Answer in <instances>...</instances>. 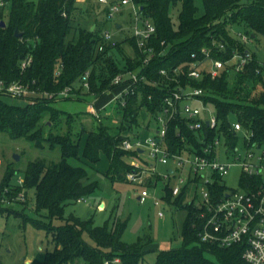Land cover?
<instances>
[{
    "label": "trees",
    "instance_id": "16d2710c",
    "mask_svg": "<svg viewBox=\"0 0 264 264\" xmlns=\"http://www.w3.org/2000/svg\"><path fill=\"white\" fill-rule=\"evenodd\" d=\"M1 1L6 6L0 11V19L7 26L0 27V79L30 84L35 81L32 88L40 95L29 98L26 106L8 104L1 99L5 95H0V133L5 132L13 139L25 138L37 148L58 147L61 153L56 163L47 164L41 159L30 162L24 176L23 188H34L35 211V216L25 218L24 223L30 222L37 229L45 230L54 243V249L44 254L43 264H75L78 259L86 264H104L115 258L120 259L118 264H144V257L152 251H156L154 264H243L242 247L220 248L200 242L199 211L192 204L184 203V195L175 200L178 208L188 209L181 230L183 246L167 251L147 249L150 238L125 243L122 237L127 220L111 216L103 225L96 226L93 218L81 219L74 214L65 218V209L68 204L91 196L98 188L96 181L87 182L85 167L70 164V159L82 158L94 165L104 155L109 161L105 176L113 182H128L126 175L133 166L125 158L139 153L121 148L123 141L129 139L124 133L140 126L143 110L149 117L146 127L149 128L151 122L156 124L169 90L176 87L167 76H177L182 84L202 88L206 94L203 100L216 110L223 126L230 125L229 118L234 114L245 128L253 131V142L264 146V64L250 48L258 35L264 38V0H202V14L195 0H180L177 25L171 16V8L177 0H136L144 16L156 26L149 43L154 55L148 64L143 62L145 56L134 37L117 41L114 47L105 44L104 50H99L104 30L100 17L107 16L108 12V7L100 11L99 1L86 7L78 0ZM237 26L245 27L248 42L238 38V33L242 32L231 33L230 29ZM16 30L21 33L20 37L15 36ZM214 43L223 44L224 49L212 48L211 55L230 60V64L214 79L208 74L199 80L189 79L191 65L203 60V48H211ZM28 56L33 61L22 71L20 63ZM245 57L247 62L243 69L236 72L238 62ZM163 70L167 71V76L161 74ZM87 71L90 74L87 94L101 103L104 98L112 97H107V92L113 94L120 88L112 85L118 74L135 72L146 80L133 94L125 96L124 104L118 101L109 115L96 119V130L88 134L81 147L85 129L82 127L81 133L74 135V117L54 107L57 100L45 95L57 94L69 87L71 93L77 95L83 90L82 78ZM258 87H262V92L257 95L254 92ZM116 121L119 125L114 127ZM49 122L52 126L47 131ZM64 123L68 128L62 132ZM184 135L195 143V137L185 127V120L179 116L169 123L165 144L177 151L183 146ZM13 176L10 170L1 180V198L6 187H13L8 193L10 196L16 197L22 191L19 185L11 184ZM160 179L150 177L145 185L151 187ZM165 190L166 199L171 202L169 185ZM217 190L221 192L223 188L217 186ZM0 208H3L0 211L10 210L1 204ZM43 212L47 214L45 219ZM55 219L66 222L54 226ZM85 233L94 245L84 240Z\"/></svg>",
    "mask_w": 264,
    "mask_h": 264
},
{
    "label": "built area",
    "instance_id": "2783aa9c",
    "mask_svg": "<svg viewBox=\"0 0 264 264\" xmlns=\"http://www.w3.org/2000/svg\"><path fill=\"white\" fill-rule=\"evenodd\" d=\"M98 1L108 7L109 20L124 9L133 12L135 22L132 37L145 56L143 62L148 64L154 55V48L149 43L156 33V26L149 17L144 16L141 5L136 0ZM5 6L6 3L0 0V11ZM238 38L243 42L249 41L248 37L241 33H238ZM101 39L100 51L104 50L105 44L114 47L117 43L114 35L108 30L101 33ZM216 47L219 48L218 51L224 49L223 44L215 43L211 48H203L204 59L191 65L187 74L189 79L199 80L204 74L214 79L226 69L230 60L224 61L211 55V49ZM32 61L31 56L26 57L21 61L20 69L26 70ZM246 62L247 57L242 58L235 71H241ZM161 74L168 75L165 70L161 71ZM89 75L87 71L82 78L83 90L87 92ZM167 79L175 82L176 87L169 90V95L164 100V109L156 120V132L144 143L137 135L135 138L124 140L121 145L125 151L146 154L149 160L148 168L132 162L133 169L127 173V181L142 188L138 196L141 204L153 198L154 204L160 207V200L152 194L151 188L145 187L147 178L162 176L165 180H171L176 169L179 173L175 182L169 185L170 193L174 199L192 194L191 199L184 203L192 204L199 211L200 242L220 248L240 246L243 248V264H264V146L253 142V131L245 128L239 121L223 126L216 110L203 100L206 94L202 88L193 87L189 83L182 84L177 76H167ZM145 80L144 76L135 72L118 74L112 85L124 87L123 90L100 107H96L94 103L89 105V114L101 120L102 115L108 114L106 108L109 105L118 101L124 104L125 96L133 94L135 88ZM32 85H35V81L30 84L21 80L7 82L0 79V95L26 99L40 95ZM109 93L107 92V95ZM45 96L58 100L68 99L75 94L71 93L69 87L60 93ZM179 116L185 120V127L195 137V143L190 142L184 135L181 138L182 148L172 151L165 144V139L169 123ZM157 164L168 166L169 169L161 174L156 171ZM234 170L240 173L238 189L228 186L226 181ZM15 185L22 187V191L14 200L1 201V204L24 201V180L18 178ZM217 186L223 190L218 191ZM10 189L6 187L5 192ZM82 201L84 199L79 200ZM158 215L163 218L164 212L159 211ZM119 262L120 259L115 258L111 263ZM111 263L105 261L104 264Z\"/></svg>",
    "mask_w": 264,
    "mask_h": 264
},
{
    "label": "rangeland",
    "instance_id": "374dc122",
    "mask_svg": "<svg viewBox=\"0 0 264 264\" xmlns=\"http://www.w3.org/2000/svg\"><path fill=\"white\" fill-rule=\"evenodd\" d=\"M31 1L37 2L39 0ZM97 1L98 0H83L80 2L83 7H86L88 6L87 4L93 2L97 3ZM195 3L199 8V14H202V0H195ZM106 8L107 6L102 5L100 11H105ZM180 9L181 2L177 0L176 5L171 8V16L175 25H177L178 22ZM101 16L104 21L103 29L110 31L114 35V40L122 42L126 38L132 37L135 18L130 9H124L123 12L115 15L111 20H109L105 14ZM118 24H121L122 29L117 28ZM88 26H90V24ZM230 30L231 33H238L240 31L243 34L246 31L244 26H237L234 27L233 30ZM250 48L255 52L258 60L264 64V38L258 35L257 41L251 43ZM128 50L129 52L131 51L129 48ZM77 87L80 89L79 84ZM257 90L262 92V87H258ZM257 90L254 94L258 95L260 92ZM86 92L87 91H85V93ZM93 98L95 99L92 95L85 101L64 100L58 105V108L67 114L71 113L74 117L75 121L72 126L74 135H77L82 127L85 129V135H83L81 139V147H83L88 134L96 130L98 126L95 117L87 114L85 111L87 104L93 102ZM1 99L8 104L16 106H26L29 103V99L26 98L1 96ZM107 100L108 98H104L102 103L97 102V100L93 103L102 105L107 102ZM115 105V103L109 105L108 110L110 109L109 111L112 112ZM103 116L104 115H102V117ZM46 120L47 118H45L44 121ZM141 120L142 124L140 123L139 127H134L132 131L124 134L130 139L138 135V138L144 143L149 136L156 132V125L151 122L149 128L146 127L149 117L145 113ZM229 121L231 123L237 122V116L234 114L231 115ZM113 124L114 127H116L119 125V121L113 122ZM47 125V131H49L52 124L49 122ZM67 128L68 125L64 123L61 131L65 132ZM53 130L56 132L57 129L54 127ZM81 155L82 154H80V157H82ZM15 156H18L19 160H16ZM38 159L44 160L47 164L59 162L61 159L60 149L58 147L54 149H50L49 147L37 148L31 141L25 138L13 139L5 132L0 133V182L10 170L14 173L11 184L15 185L18 178L24 180L28 164ZM125 159L131 166L132 162L145 168L149 166V160H147L146 154H138L132 157H126ZM69 162L74 166L85 167L88 173L87 182L96 181L98 183V188L91 196L85 198L84 201L68 204L65 209V218L69 217L71 214L81 219L93 218L94 224L99 226L103 225L105 221L112 216L121 221H128L127 229L122 237L125 243L132 244L139 238L145 240L150 238L151 243L147 249L167 251L179 249L183 246L181 230L187 220L188 209L185 206L178 208L175 203L176 199L174 198L171 199V202L167 201V191L165 190V186L172 185L175 182V178H177L179 173L176 169L171 180L160 179L156 186L153 185L151 187L145 185V187L151 188L152 194L160 200L161 206L158 207L154 204L153 198H149L145 204H141L138 201L137 198L142 190L140 186L125 181L113 182L107 178L105 176V168L108 167L106 156H102L101 161L94 165L87 164L82 158L70 159ZM167 168L168 167L165 165H156V171L159 173L167 171ZM239 177V171H232L230 176L226 179L228 186L238 189ZM8 188L13 187L11 186ZM25 191V198L24 201L21 202L22 204L0 203L2 207L10 208L9 211H0V262L3 264H42L44 254L54 249L52 238L47 235L45 230L37 229L30 222L24 223L25 218L35 216L33 198L34 188L28 189L25 187ZM8 193L9 192H5L4 189L2 198L0 196V202H6V200L8 201L9 199L14 200L16 198L13 194L10 196ZM191 195L192 194L184 197V202L189 201ZM98 206L99 209H97ZM159 211L164 212L163 218L159 217ZM15 213L17 214L15 215ZM42 215L43 219H45L47 214L43 212ZM65 222V219H55L53 220V225L60 226L65 224ZM83 238L89 244L94 245V242L86 233ZM155 259L156 251L149 252L144 257V264H154ZM75 264H86V262L83 259H78Z\"/></svg>",
    "mask_w": 264,
    "mask_h": 264
},
{
    "label": "crops",
    "instance_id": "0c3cea01",
    "mask_svg": "<svg viewBox=\"0 0 264 264\" xmlns=\"http://www.w3.org/2000/svg\"><path fill=\"white\" fill-rule=\"evenodd\" d=\"M78 1H83V0H78ZM103 6H105V5H103ZM103 18H102V16H101V18H100V20H102ZM117 28H119V29H122V26H121V24H118L117 25ZM104 31V30H103ZM123 88L124 87H120V88H118L117 90H115V93H120L122 90H123ZM115 93H109L108 95H107V97H111V96H114L115 95ZM92 96V95H91ZM90 95H88L87 94V92L85 93V91H81V92H79L77 95H75V96H73L70 100H74V101H85V100H87V98L88 97H91ZM80 99V100H79ZM94 99V98H93ZM110 99V98H109ZM65 99H62V100H57L53 105H54V107H56L57 109H59V110H61L60 108H58V105H59V103L61 102V101H64ZM96 100V98L93 100V102ZM92 102V103H93ZM92 103H90V104H87V106H86V108H85V111H86V113L87 114H89V112H88V109H89V105H91ZM101 105H97L96 104V107H100ZM107 109V112L106 113H108L107 115H109V113H111L109 110H108V107L106 108ZM63 111V110H62ZM144 113L146 114V112H145V110H143V115H144ZM71 114V113H70ZM89 115H91V114H89ZM143 115H142V117H143ZM147 115V114H146ZM141 124H142V120H141ZM104 156V155H103ZM108 160V159H107ZM108 167H109V161H108ZM108 167L107 168H105V173H106V171L108 170ZM166 167H168V166H166ZM169 168H167V170H168ZM166 171H162L161 172V174H164ZM161 179H164L162 176L160 177ZM157 185V182H155V186ZM138 199V198H137ZM139 201V200H138ZM101 206V205H100ZM102 207V206H101ZM97 209H99V206L97 207ZM43 260H44V256H43V259H42V264H43Z\"/></svg>",
    "mask_w": 264,
    "mask_h": 264
},
{
    "label": "water",
    "instance_id": "95a60500",
    "mask_svg": "<svg viewBox=\"0 0 264 264\" xmlns=\"http://www.w3.org/2000/svg\"><path fill=\"white\" fill-rule=\"evenodd\" d=\"M7 26V24H6V22L5 21H1L0 22V27H6ZM95 29V25L92 27V30H94ZM15 36L16 37H20L21 36V33H19L18 32V30H16V32H15ZM140 152H142V151H140ZM15 159L16 160H19V157L18 156H15ZM171 172V171H170Z\"/></svg>",
    "mask_w": 264,
    "mask_h": 264
}]
</instances>
